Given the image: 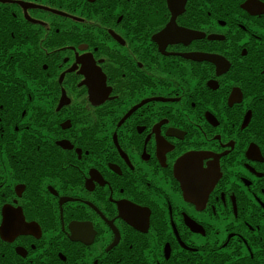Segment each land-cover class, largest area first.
Segmentation results:
<instances>
[{
  "label": "flooded vegetation",
  "instance_id": "obj_1",
  "mask_svg": "<svg viewBox=\"0 0 264 264\" xmlns=\"http://www.w3.org/2000/svg\"><path fill=\"white\" fill-rule=\"evenodd\" d=\"M0 264H264V0H0Z\"/></svg>",
  "mask_w": 264,
  "mask_h": 264
}]
</instances>
